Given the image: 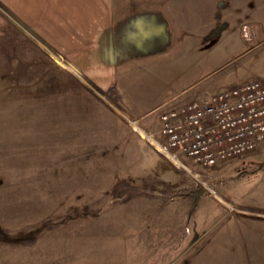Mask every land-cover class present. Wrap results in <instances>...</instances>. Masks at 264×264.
Wrapping results in <instances>:
<instances>
[{
  "label": "rangeland",
  "instance_id": "obj_1",
  "mask_svg": "<svg viewBox=\"0 0 264 264\" xmlns=\"http://www.w3.org/2000/svg\"><path fill=\"white\" fill-rule=\"evenodd\" d=\"M184 4L159 9L188 30L155 25L120 84L161 142L164 108L264 84V0ZM66 75L53 0H0V264H264V146L215 167L181 156L190 174Z\"/></svg>",
  "mask_w": 264,
  "mask_h": 264
},
{
  "label": "crops",
  "instance_id": "obj_2",
  "mask_svg": "<svg viewBox=\"0 0 264 264\" xmlns=\"http://www.w3.org/2000/svg\"><path fill=\"white\" fill-rule=\"evenodd\" d=\"M170 1L176 2L177 8H185L186 0H53V66L96 93L91 97L84 90L80 95L87 99H107V103H102L106 106L100 105L112 113L132 116L140 123L148 113L128 105L120 84L128 76L127 67H139L137 60L146 58L153 50L146 43L154 41L150 37L155 25L160 24L162 37H170V32L175 30L181 36L188 30L183 19L185 13L178 14L173 27L159 9ZM155 16L160 23H153ZM231 16L234 18L233 13Z\"/></svg>",
  "mask_w": 264,
  "mask_h": 264
},
{
  "label": "built area",
  "instance_id": "obj_3",
  "mask_svg": "<svg viewBox=\"0 0 264 264\" xmlns=\"http://www.w3.org/2000/svg\"><path fill=\"white\" fill-rule=\"evenodd\" d=\"M161 121L163 142L155 133H138L190 174L192 169L181 156H190L206 167L241 159L264 146V84L249 81L210 95L200 93L167 107Z\"/></svg>",
  "mask_w": 264,
  "mask_h": 264
},
{
  "label": "bare ground",
  "instance_id": "obj_4",
  "mask_svg": "<svg viewBox=\"0 0 264 264\" xmlns=\"http://www.w3.org/2000/svg\"><path fill=\"white\" fill-rule=\"evenodd\" d=\"M171 157V156H170ZM171 159L173 160V162L175 163V164H178L179 165V163H178V161L176 160V159H174V158H172L171 157Z\"/></svg>",
  "mask_w": 264,
  "mask_h": 264
}]
</instances>
